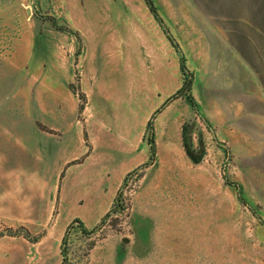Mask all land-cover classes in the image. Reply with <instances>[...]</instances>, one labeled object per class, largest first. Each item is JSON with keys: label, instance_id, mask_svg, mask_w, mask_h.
<instances>
[{"label": "rangeland", "instance_id": "obj_1", "mask_svg": "<svg viewBox=\"0 0 264 264\" xmlns=\"http://www.w3.org/2000/svg\"><path fill=\"white\" fill-rule=\"evenodd\" d=\"M153 1L0 0V264H264V0Z\"/></svg>", "mask_w": 264, "mask_h": 264}, {"label": "trees", "instance_id": "obj_2", "mask_svg": "<svg viewBox=\"0 0 264 264\" xmlns=\"http://www.w3.org/2000/svg\"><path fill=\"white\" fill-rule=\"evenodd\" d=\"M146 5L148 6L151 14L154 16L155 20L160 24V26L163 28V31L165 32V34L167 35L168 39L171 41V43L174 45V47L177 49V51L179 52V49H178V46L174 43L171 35L169 34V31L167 29V27L165 26L162 18L160 17L159 15V11L157 9V6L155 4V2L153 0H144ZM180 68H181V71L182 73L185 75V81H184V84H183V87L181 88V90L178 91V93L176 94L175 97L183 94V93H190L191 92V85H192V82H191V79L189 77V74L187 73L186 71V66L184 64V59L183 57L181 56L180 58ZM190 100L192 101V98L190 97ZM166 105V104H164ZM159 113V111L157 112ZM148 134H149V143L151 145V162L154 160V157L156 155V145H155V134H154V127H153V120L151 119V121L149 122L148 124ZM120 194L119 196L117 197V199L115 200V203L113 205V209L105 216V218L103 219V221L101 222V226L105 223L106 219L112 214L115 212V209L117 206L120 205ZM78 225V227L80 228V230L84 233V234H92L93 232H96L97 230L100 229L101 226H98L96 227L94 230L92 231H88L87 228L85 227V225L83 224L82 221L76 219L74 220L70 225L69 227L67 228L66 232H65V235L62 239V243H61V253H62V256H63V261H62V264H66L67 262V244H68V236L71 232V230L76 226Z\"/></svg>", "mask_w": 264, "mask_h": 264}, {"label": "crops", "instance_id": "obj_3", "mask_svg": "<svg viewBox=\"0 0 264 264\" xmlns=\"http://www.w3.org/2000/svg\"><path fill=\"white\" fill-rule=\"evenodd\" d=\"M2 32H7V31H6L5 29L2 28ZM5 34H6V33H5ZM3 49H5V48L3 47ZM4 73H5V72H4Z\"/></svg>", "mask_w": 264, "mask_h": 264}]
</instances>
